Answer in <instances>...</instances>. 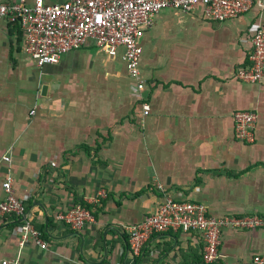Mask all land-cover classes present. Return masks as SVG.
<instances>
[{
  "label": "crops",
  "instance_id": "1",
  "mask_svg": "<svg viewBox=\"0 0 264 264\" xmlns=\"http://www.w3.org/2000/svg\"><path fill=\"white\" fill-rule=\"evenodd\" d=\"M259 26L257 3L225 21L204 17L201 7L162 9L141 38L146 82L138 94L123 48L110 54L88 41L41 66L0 17V201L11 174L49 244L21 245V226L10 219L18 215L8 214L0 219L8 224L0 264H253L264 252V227L225 229L217 261L207 263L198 231L154 233L137 256L126 225L154 213L164 194L203 202L211 214L264 217V78L236 77L251 63ZM238 109L257 112L254 142L234 135ZM82 203L95 216L83 228L57 218Z\"/></svg>",
  "mask_w": 264,
  "mask_h": 264
},
{
  "label": "built area",
  "instance_id": "2",
  "mask_svg": "<svg viewBox=\"0 0 264 264\" xmlns=\"http://www.w3.org/2000/svg\"><path fill=\"white\" fill-rule=\"evenodd\" d=\"M263 0H66L47 3L45 0L0 1V17L20 23L24 32V49L39 65L58 63L64 54L79 49L92 41L106 53L115 54L124 49L123 60L128 74L135 81V92L140 94L145 86L140 63L143 53L141 38L155 23L156 15L165 8L191 12L202 8L204 17L225 21L241 16ZM251 63L236 71V77L244 82L261 83L264 78V28L259 26L252 38ZM144 114H149L150 104L142 102ZM34 112V111H32ZM234 135L241 142L256 139L257 112L238 109L233 113ZM10 161V156L4 157ZM13 176L8 174L3 182L6 198L0 201V219L8 214L23 216L24 202L13 191ZM162 191L163 185L158 184ZM106 196L105 191L102 194ZM57 218L73 229H81L95 220L92 211L77 204ZM24 245L33 239L40 247L47 248L43 232L28 216L20 225ZM264 227V217L257 214H211L203 202L179 199L164 194L157 210L140 222L126 225L131 251L140 256L154 233L169 230L202 235L203 258L207 263L217 261L222 232L230 230H255ZM4 264L8 261L4 260ZM15 264L18 261H14ZM253 264H264V252L255 254Z\"/></svg>",
  "mask_w": 264,
  "mask_h": 264
},
{
  "label": "trees",
  "instance_id": "3",
  "mask_svg": "<svg viewBox=\"0 0 264 264\" xmlns=\"http://www.w3.org/2000/svg\"><path fill=\"white\" fill-rule=\"evenodd\" d=\"M12 29H15L17 31L18 35H20L22 37V39L24 40V32H23V29H22L20 23H18V22L12 23ZM82 205H84L85 207L89 208L92 211V213L94 214L92 206L88 205L87 203H82ZM17 217L18 216H13L10 219H16ZM21 224H22V222L16 223V224H12V225L16 226V225H21ZM43 232H45V231H43ZM45 234H46V232H45Z\"/></svg>",
  "mask_w": 264,
  "mask_h": 264
},
{
  "label": "water",
  "instance_id": "4",
  "mask_svg": "<svg viewBox=\"0 0 264 264\" xmlns=\"http://www.w3.org/2000/svg\"><path fill=\"white\" fill-rule=\"evenodd\" d=\"M43 89L46 90V86H44ZM28 213H29V211H26V213H25L23 216H21V217L15 219V220H13V221H11V223H20V222H23V221L28 217ZM7 225H8V224H4V225H2V226L0 227V229L6 227Z\"/></svg>",
  "mask_w": 264,
  "mask_h": 264
}]
</instances>
